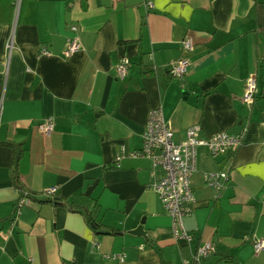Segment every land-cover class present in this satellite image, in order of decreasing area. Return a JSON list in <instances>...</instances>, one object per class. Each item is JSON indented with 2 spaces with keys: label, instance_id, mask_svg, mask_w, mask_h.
Wrapping results in <instances>:
<instances>
[{
  "label": "crops",
  "instance_id": "crops-1",
  "mask_svg": "<svg viewBox=\"0 0 264 264\" xmlns=\"http://www.w3.org/2000/svg\"><path fill=\"white\" fill-rule=\"evenodd\" d=\"M15 1L0 0V142L24 150L25 190L55 187L68 205L36 200L16 212L14 148L0 144V264H197L192 254L207 241L214 252L200 264H264L251 243L264 238V0H21L18 13ZM73 24L81 48L66 57ZM42 46L49 55L39 56ZM122 56L131 61L124 79L115 71ZM183 57L186 74L171 77ZM158 107L176 143L195 124L205 137H241L233 155L197 150L189 242L173 236L152 160L128 155ZM50 118L48 136L39 125ZM213 171L229 173L219 199L204 179ZM90 212L107 233L91 227ZM142 219L146 236L129 233Z\"/></svg>",
  "mask_w": 264,
  "mask_h": 264
},
{
  "label": "built area",
  "instance_id": "built-area-1",
  "mask_svg": "<svg viewBox=\"0 0 264 264\" xmlns=\"http://www.w3.org/2000/svg\"><path fill=\"white\" fill-rule=\"evenodd\" d=\"M151 4V3H147ZM21 0L15 1L16 12L20 11ZM71 37L64 51V55L69 57L80 50L79 27L76 24L70 26ZM182 49L187 52L193 50L191 38L185 37L182 41ZM13 48V41L9 40L7 49L10 52ZM50 52L45 46L39 51V56L49 55ZM190 63L189 58L183 57L172 62L168 67V73L173 78L181 79L187 72ZM131 61L129 57L122 56L115 71L118 78L124 79L129 71ZM257 94V78L254 74L248 76L246 88L242 95L245 103H253ZM41 131L50 135L54 128L53 119H46L40 125ZM174 131L167 124L163 111L160 107L149 111L148 124L143 134V144L138 150L128 153L129 156L148 157L152 160V176L154 182L153 189L157 193L166 213L171 217V230L175 239L185 241L191 240V235L187 231L184 219L190 215L197 200L195 198L191 179L197 171V150L205 147L211 156L220 157L233 155L241 146V137L228 132H219L205 137L202 134L199 124L192 125L186 131L185 140L176 143L174 141ZM126 156L125 147L122 146L120 153L115 157V165L120 166V161ZM206 184L215 191V199L221 197V192L229 179L227 171H213L204 174ZM57 188L52 187L45 191L48 195L56 194ZM30 203L28 198L20 200V207ZM252 245L255 252L264 251V238H253ZM214 252V244L210 241L199 245L192 254L195 263L200 264L210 257ZM115 258V257H114ZM123 261V256H116Z\"/></svg>",
  "mask_w": 264,
  "mask_h": 264
},
{
  "label": "trees",
  "instance_id": "trees-1",
  "mask_svg": "<svg viewBox=\"0 0 264 264\" xmlns=\"http://www.w3.org/2000/svg\"><path fill=\"white\" fill-rule=\"evenodd\" d=\"M0 144L2 145H6V146H12L14 148V158L12 161V165H11V180L12 183L14 184V186L19 190L20 196L19 199L15 205L16 207V212L19 210L20 208V200L23 198H28L30 200V202L32 201H36L39 200L41 203H53L54 205H68V201L67 200H62V198H59L56 196V194L53 195H48L45 192L43 193H35L33 191H27L25 190L22 182H21V177L19 174V162L23 156L24 150L20 147H14L13 144L9 143V142H0ZM42 197V198H40ZM69 207L71 209L73 208V205H69ZM86 220L87 222L91 225V227H93L95 229V231H99L101 230L104 226L100 223H98L95 219V214L94 212H90L86 214ZM111 233H116L118 234L121 231H118L116 229H110Z\"/></svg>",
  "mask_w": 264,
  "mask_h": 264
},
{
  "label": "water",
  "instance_id": "water-1",
  "mask_svg": "<svg viewBox=\"0 0 264 264\" xmlns=\"http://www.w3.org/2000/svg\"><path fill=\"white\" fill-rule=\"evenodd\" d=\"M144 224H145V219H142L141 224L136 227L133 230H130L129 233L133 234V235H137V236H146L145 230H144ZM100 233H107V230H101L99 231Z\"/></svg>",
  "mask_w": 264,
  "mask_h": 264
}]
</instances>
